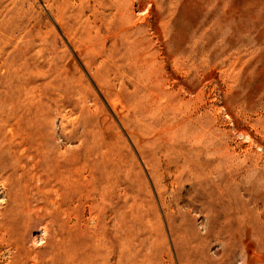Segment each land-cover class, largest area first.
I'll return each instance as SVG.
<instances>
[{"label": "rangeland", "instance_id": "374dc122", "mask_svg": "<svg viewBox=\"0 0 264 264\" xmlns=\"http://www.w3.org/2000/svg\"><path fill=\"white\" fill-rule=\"evenodd\" d=\"M112 1L0 0V264H264V0ZM18 68L72 102L15 134Z\"/></svg>", "mask_w": 264, "mask_h": 264}, {"label": "bare ground", "instance_id": "6f19581e", "mask_svg": "<svg viewBox=\"0 0 264 264\" xmlns=\"http://www.w3.org/2000/svg\"><path fill=\"white\" fill-rule=\"evenodd\" d=\"M66 0H60V4L65 5ZM114 3V0L112 1ZM117 2V1H115ZM116 4V3H115ZM124 9V8H123ZM64 12L66 13L67 11L65 9H63ZM62 10V11H63ZM97 10V9H96ZM101 11V10H100ZM110 11V10H108ZM123 11V10H121ZM109 13V12H108ZM113 14V12H112ZM119 14V10L118 8H116L114 15H118ZM113 17V16H112ZM118 17V16H117ZM104 18V17H103ZM109 21V20H108ZM100 25V24H99ZM101 29V28H100ZM133 34V30H129L125 32V35L123 36L126 39L127 42V46L125 49V55H124V60L120 61L119 59L117 61H115L112 64V69L117 72V73H128L130 74V76H134L137 78V80H134V85H133V89L132 92L129 95L130 100L131 99H135V100H147L146 99V95L144 94L141 97L142 94V86L143 83L145 81V79L151 75L150 70L151 68H147V65H145V61L142 60V54L143 56L147 55V51L144 50V47L138 43H134L130 40V36ZM120 46H122L120 44ZM119 46V47H120ZM114 48V47H113ZM123 48V46H122ZM112 51V49H110ZM114 50V49H113ZM116 51V50H115ZM118 51V50H117ZM150 51H148L149 54ZM118 53V52H117ZM150 55V54H149ZM118 56V55H117ZM148 56V55H147ZM145 59V58H144ZM127 62L131 65V67H127L126 64L123 63ZM43 68H18V70L16 72H14L12 75H10V88L8 90V94L11 95V97L13 98L14 95H16L14 92L15 90H13L16 86H22V87H28L30 84L35 83V85H33L31 87L32 91H38L40 94L39 96L41 97L42 94H45L48 100H45L41 98H38L32 102H30L32 104V107L30 108H25L27 111L26 112H22V107L24 105V103H17V101L15 100V98H13L9 103H8V114L11 118V120H13V127L11 128L12 132L16 133H23L26 132V130L28 128H35V126L37 127L39 125V117L42 119L43 116V111H44V107L47 106L49 110H59L60 108H64L65 106H70V102L71 99L70 97L66 99V101L63 102H59L54 95L59 94L64 96V94L70 93L72 92L71 89H69L68 84L66 83V78L61 77L58 72H54L51 75L45 76L42 75ZM64 76V75H63ZM129 76V75H128ZM151 80V79H150ZM155 80V79H154ZM157 81V80H156ZM153 82V81H152ZM150 82V83H152ZM72 84V83H71ZM153 84V83H152ZM31 86V85H30ZM73 86V85H72ZM150 88V85H149ZM153 88V87H152ZM151 88V89H152ZM22 89V88H21ZM29 89V88H28ZM27 90V89H26ZM153 90V89H152ZM20 93L22 92L21 90H19ZM31 91V92H32ZM37 92V94H38ZM17 96V95H16ZM22 96V94H21ZM38 96V95H37ZM70 96V94H69ZM173 96V95H172ZM25 97V96H24ZM153 97V96H152ZM20 98V96H19ZM18 98V99H19ZM33 98V97H31ZM149 98V96H148ZM155 98V97H154ZM17 99V98H16ZM17 99V100H18ZM23 99V98H22ZM26 99V97H25ZM30 100V99H29ZM174 100V98H173ZM16 101V102H15ZM32 101V99H31ZM128 101V100H127ZM151 101V100H150ZM21 102V101H20ZM25 102V101H24ZM29 103V105H30ZM122 103V102H121ZM141 103V104H140ZM154 103V102H153ZM28 105V106H29ZM144 103L142 102H138V108L140 111H142L141 109H144ZM149 105V103H148ZM146 106V105H145ZM136 107V106H135ZM136 107V108H137ZM135 108V109H136ZM171 109V108H170ZM145 111V110H144ZM47 113V112H46ZM52 113V112H51ZM59 113V112H58ZM44 118V116H43ZM184 126V125H183ZM182 126V128H183ZM179 130V129H178ZM91 132V126L89 124V122L87 121L84 125H83V130L82 133H84L86 136L89 135V133ZM176 133V131H171L170 135H174ZM180 135H178L179 137ZM176 137V136H175ZM180 138V137H179ZM187 138V137H186ZM177 139V138H176ZM175 141V140H174ZM179 143V142H178ZM43 144V143H42ZM171 144V143H170ZM174 144V142H173ZM152 145V144H151ZM167 145V144H166ZM179 145V144H178ZM95 148V147H94ZM178 150L180 147H177ZM176 148V149H177ZM104 151V150H103ZM117 166V165H116ZM60 167V166H59ZM67 173V172H66ZM65 174V173H64ZM66 175V174H65ZM57 219V218H56ZM64 241L66 240L63 239ZM73 241V240H72Z\"/></svg>", "mask_w": 264, "mask_h": 264}]
</instances>
